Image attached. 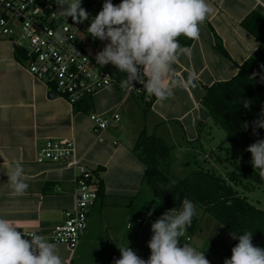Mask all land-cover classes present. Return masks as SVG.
<instances>
[{
	"label": "crops",
	"instance_id": "0c3cea01",
	"mask_svg": "<svg viewBox=\"0 0 264 264\" xmlns=\"http://www.w3.org/2000/svg\"><path fill=\"white\" fill-rule=\"evenodd\" d=\"M112 2L116 5L121 0ZM207 2L214 13L199 26V38L178 37L179 44L188 47L191 54L179 55L173 74L165 81L173 95L163 101L155 97L147 109L139 97L122 100L115 85L73 106L60 97H48L44 84L29 75L11 45L0 40V218L14 222L18 231L36 232L51 242V229L72 207V168L64 163L35 160L47 139L72 138L80 162L91 170H100L97 177L103 191L88 213L78 245L70 249L56 243L62 264H106L112 253L121 258L118 247L127 245L140 258H149L151 224L158 217L142 219L134 213L142 205L138 197L144 166L132 151L139 131L145 129L172 148L181 147L184 141L193 147L209 119L200 106L205 89L234 76L259 46L240 21L251 11L264 14V0ZM217 42L224 52L216 47ZM114 112L120 117L118 125L106 128L99 141L89 130V114L108 116ZM129 117L135 118L134 125L124 121ZM17 163L22 165L23 179L29 185L19 196L13 195L8 182ZM201 225L190 235L188 244L204 252L210 264H224L218 259V251L209 246L210 235ZM206 231L210 232L208 228ZM194 235L199 239L197 243L192 242Z\"/></svg>",
	"mask_w": 264,
	"mask_h": 264
},
{
	"label": "clouds",
	"instance_id": "9594fccd",
	"mask_svg": "<svg viewBox=\"0 0 264 264\" xmlns=\"http://www.w3.org/2000/svg\"><path fill=\"white\" fill-rule=\"evenodd\" d=\"M55 3L54 13L66 20L71 17L74 23L80 24L90 18L81 0H55ZM212 13L214 8L207 0H121L116 5L112 0H104L102 9L91 17L87 33L93 39L107 41L95 60L102 67L112 64L119 72L126 73L122 87L135 89L133 82L140 83L148 94L163 101L173 95L165 83L173 74V65L180 54H191L188 47L179 44L178 37L199 38V26ZM260 69L261 72L252 73L251 79L259 76L260 82H264V64ZM192 80L190 76L189 83ZM251 103L249 99L243 100L244 108L249 109ZM251 125L253 135H258L257 129H264V108ZM243 127L247 129L249 123L245 122ZM245 151L251 153L253 168L260 169L264 178V139L256 140ZM23 174L22 165L17 163L8 175L13 195H23L29 187ZM195 215L194 204L187 200L178 213L175 208L165 211L151 224L149 258H140L127 245L118 247L121 258L114 260V264H210L204 252L196 251L189 244L181 246L179 241ZM18 228L14 222L0 218V264H62L56 243L36 232H21ZM252 236L251 231L233 236L238 243L224 264H264V248L254 246Z\"/></svg>",
	"mask_w": 264,
	"mask_h": 264
},
{
	"label": "trees",
	"instance_id": "16d2710c",
	"mask_svg": "<svg viewBox=\"0 0 264 264\" xmlns=\"http://www.w3.org/2000/svg\"><path fill=\"white\" fill-rule=\"evenodd\" d=\"M240 25L258 41V49L239 66L234 76L208 86L200 99V106L208 118L224 129L226 139L233 146L241 149L243 154L251 155L245 149L256 140L264 139V129H257L258 135H253L251 125L264 108V82H260L259 76L251 79L252 73L261 72L260 65L264 64V14L251 11L240 21ZM216 47L223 51L219 42ZM16 57L20 60L19 55ZM102 68L109 70L120 83L126 78L127 74L119 72L112 64ZM154 99L153 95L145 103L146 109ZM245 99L252 101L249 109L243 106ZM245 122L249 123L247 129L243 127ZM171 149L172 146L154 134H147L143 128L137 135L132 151L144 166L142 180L151 192V198L142 213L145 216L160 217L170 209L175 208L178 212L184 201H191L196 215L187 232L194 234L203 219L209 218L218 228L215 242L225 245V249L218 252L219 261L231 257V249L238 243V239L233 236L242 235L246 231L253 232L254 246L264 248V209L257 208L235 189L236 186L246 191L264 188L261 170L227 154L220 159L231 166L226 180L202 166L177 178L169 172ZM218 149H221V145H218ZM99 171L93 170L96 176ZM172 181L176 183L173 185ZM102 191L103 184L98 178L97 195H101ZM223 233L230 237L227 243L222 237Z\"/></svg>",
	"mask_w": 264,
	"mask_h": 264
},
{
	"label": "built area",
	"instance_id": "2783aa9c",
	"mask_svg": "<svg viewBox=\"0 0 264 264\" xmlns=\"http://www.w3.org/2000/svg\"><path fill=\"white\" fill-rule=\"evenodd\" d=\"M81 2L91 15L89 20L78 24L71 17L66 20L54 13L57 11L55 0H0V40L11 45L29 75L69 105L73 106L110 85L117 86L122 100L136 96L149 102L153 95L143 90L142 84L133 82L135 89L122 87L109 70L97 65L86 53V44L100 41L93 39L87 28L91 17L102 9V5L95 0ZM88 118L89 130L99 141L105 129L118 125L120 120L116 112L108 116L91 113ZM35 160L38 163H64L74 172L73 205L63 212L62 222L51 229L49 239L75 249L86 228L88 213L98 198V178L93 170L80 162L74 141L69 137L45 140ZM190 240L186 234L179 238L181 246ZM116 259L118 256L112 253L106 264H114Z\"/></svg>",
	"mask_w": 264,
	"mask_h": 264
},
{
	"label": "rangeland",
	"instance_id": "374dc122",
	"mask_svg": "<svg viewBox=\"0 0 264 264\" xmlns=\"http://www.w3.org/2000/svg\"><path fill=\"white\" fill-rule=\"evenodd\" d=\"M105 43L107 42L99 41L95 44H86L84 46V49L86 53L93 60H95L96 54L103 49ZM142 102L145 105L146 102H144L143 100ZM139 107H141V105ZM124 121L129 122L132 125L136 123L134 117H129V119L124 118ZM181 144V147H179L178 145H174L169 155V172L177 178H182L192 172L198 166H202L206 169L214 171V173L222 176L226 180L227 172L231 170V166L220 159L224 158L227 154L235 156L237 161H242L248 165L252 164V156L243 154L241 149L233 146L229 142V140L226 139L224 129L215 124L211 118L206 121L205 126L200 131V137L197 139V142L193 144V147L185 141L181 142ZM218 145H221V149H218ZM235 189L240 195L245 196L247 200L257 208L264 209V188H255L252 191H246L241 186H236ZM138 198L140 204L142 203V205H140L137 210L134 209V213H136L138 217L143 219L145 215L142 213V208L147 205L151 198L150 190L143 180L142 190L140 191ZM99 220L100 219H97L98 224ZM212 223L213 222L209 218H207V220H204L202 222L203 228L201 229H204V233L207 232L208 235H210L207 236L209 246L212 249L221 252L225 249V245L223 243L220 244L218 242H215L217 228L214 223ZM207 228L210 230V232L206 231ZM185 234L187 236L191 235L187 231L185 232ZM222 237L228 242V234L223 233ZM198 241L199 239L194 235L192 237V242L197 243Z\"/></svg>",
	"mask_w": 264,
	"mask_h": 264
},
{
	"label": "water",
	"instance_id": "95a60500",
	"mask_svg": "<svg viewBox=\"0 0 264 264\" xmlns=\"http://www.w3.org/2000/svg\"><path fill=\"white\" fill-rule=\"evenodd\" d=\"M47 96H48V97H52V98L56 97V95H55L54 92H48V93H47ZM229 239H230V237H229ZM225 240H226V239H225ZM228 241H229V240H228ZM226 242H227V240H226Z\"/></svg>",
	"mask_w": 264,
	"mask_h": 264
}]
</instances>
